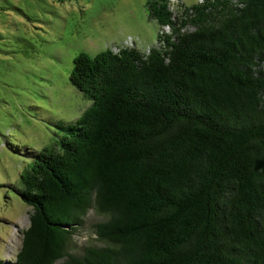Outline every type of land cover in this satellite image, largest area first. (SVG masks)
I'll list each match as a JSON object with an SVG mask.
<instances>
[{
  "label": "trees",
  "instance_id": "1",
  "mask_svg": "<svg viewBox=\"0 0 264 264\" xmlns=\"http://www.w3.org/2000/svg\"><path fill=\"white\" fill-rule=\"evenodd\" d=\"M169 1H147L148 51L74 55L91 103L32 151L17 188L29 223L0 264H264V0H198L177 18ZM92 206L104 242L68 251Z\"/></svg>",
  "mask_w": 264,
  "mask_h": 264
},
{
  "label": "rangeland",
  "instance_id": "2",
  "mask_svg": "<svg viewBox=\"0 0 264 264\" xmlns=\"http://www.w3.org/2000/svg\"><path fill=\"white\" fill-rule=\"evenodd\" d=\"M148 0H0V258L12 261L29 223L31 204L17 191L32 151L58 141L63 126L91 103L70 80L73 57L121 44L131 35L151 45L158 24ZM171 0L174 17L184 4ZM191 28L192 25L186 24ZM168 31L169 28H164ZM89 207L66 249L101 244Z\"/></svg>",
  "mask_w": 264,
  "mask_h": 264
},
{
  "label": "built area",
  "instance_id": "3",
  "mask_svg": "<svg viewBox=\"0 0 264 264\" xmlns=\"http://www.w3.org/2000/svg\"><path fill=\"white\" fill-rule=\"evenodd\" d=\"M169 7L172 9V3H171V0L169 1ZM173 11V10H172ZM173 17H174V14H173ZM175 18V17H174ZM188 24H190V25H192V27L191 28H193L194 27V25L192 24V23H189V22H187ZM186 23V24H187ZM185 24V25H186ZM185 27V26H184ZM164 28H169V30L168 31H170V26H169V24L168 23H166V24H163L161 27H160V29H159V31L160 32H163V31H166V30H164ZM185 28H187V27H185ZM190 29V28H189ZM155 43H158V40L157 39H155V41L152 43V44H155ZM151 44V45H152ZM124 46V45H136L135 44V39L131 36V35H128L127 37H125V39L121 42V44H118V45H115L114 47H112L114 50H118L119 48H120V46ZM151 45H147L146 46V51H148L149 50V48H150V46Z\"/></svg>",
  "mask_w": 264,
  "mask_h": 264
}]
</instances>
